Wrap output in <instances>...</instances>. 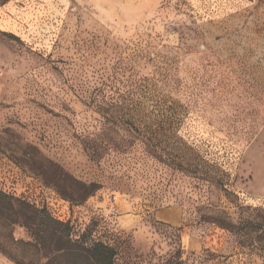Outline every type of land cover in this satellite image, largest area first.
Returning a JSON list of instances; mask_svg holds the SVG:
<instances>
[{
    "label": "rangeland",
    "instance_id": "obj_1",
    "mask_svg": "<svg viewBox=\"0 0 264 264\" xmlns=\"http://www.w3.org/2000/svg\"><path fill=\"white\" fill-rule=\"evenodd\" d=\"M7 202L116 264H264V0H0V264H47Z\"/></svg>",
    "mask_w": 264,
    "mask_h": 264
},
{
    "label": "trees",
    "instance_id": "obj_2",
    "mask_svg": "<svg viewBox=\"0 0 264 264\" xmlns=\"http://www.w3.org/2000/svg\"><path fill=\"white\" fill-rule=\"evenodd\" d=\"M98 190L96 184L81 185V199L93 196ZM3 206L8 212L6 219L20 224L30 233L31 239L27 243L30 251L43 253L48 259L47 264H116V249L102 242L87 244L75 240L69 225L55 219L46 210L20 202H7Z\"/></svg>",
    "mask_w": 264,
    "mask_h": 264
},
{
    "label": "crops",
    "instance_id": "obj_3",
    "mask_svg": "<svg viewBox=\"0 0 264 264\" xmlns=\"http://www.w3.org/2000/svg\"><path fill=\"white\" fill-rule=\"evenodd\" d=\"M168 212L167 214L165 213L163 217H166L168 216ZM162 217V220H168V219H163ZM185 242L187 244V247L191 250H199V248H202V247H208L209 244L211 245V241L208 239V238H205V239H198L196 237H191L190 235L186 234V237H185ZM217 247H219V244H217ZM230 262H228L227 264H229ZM220 264H223V263H220Z\"/></svg>",
    "mask_w": 264,
    "mask_h": 264
}]
</instances>
